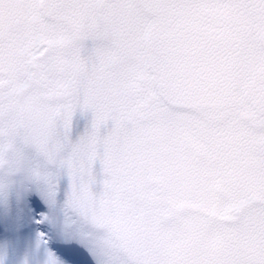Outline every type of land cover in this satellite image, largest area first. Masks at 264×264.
Instances as JSON below:
<instances>
[{"label":"snow or ice","instance_id":"obj_1","mask_svg":"<svg viewBox=\"0 0 264 264\" xmlns=\"http://www.w3.org/2000/svg\"><path fill=\"white\" fill-rule=\"evenodd\" d=\"M0 264H264V0H0Z\"/></svg>","mask_w":264,"mask_h":264}]
</instances>
